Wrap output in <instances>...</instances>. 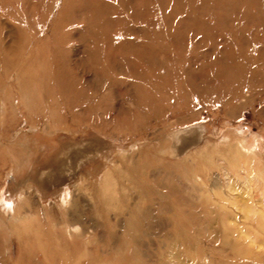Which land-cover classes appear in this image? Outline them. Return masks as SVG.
Returning <instances> with one entry per match:
<instances>
[{"label": "rangeland", "instance_id": "374dc122", "mask_svg": "<svg viewBox=\"0 0 264 264\" xmlns=\"http://www.w3.org/2000/svg\"><path fill=\"white\" fill-rule=\"evenodd\" d=\"M113 163L116 209L96 194ZM257 172L264 0H0V264H228L224 232L251 261L264 254L247 213L264 211ZM80 176L89 227L70 239L58 195ZM228 180L236 215L207 194ZM28 189L36 232L10 220Z\"/></svg>", "mask_w": 264, "mask_h": 264}, {"label": "bare ground", "instance_id": "6f19581e", "mask_svg": "<svg viewBox=\"0 0 264 264\" xmlns=\"http://www.w3.org/2000/svg\"><path fill=\"white\" fill-rule=\"evenodd\" d=\"M210 150H211L210 148H207L205 152H202V153L196 152L195 154L196 155H203L204 157H210L212 155ZM168 154L172 155V156H176V150L172 145L168 149ZM111 166H113V168H114L113 170H110L109 168H105L102 171V173L99 175V181L96 183V187H97L96 194H98V197H99L101 203L103 204V206L109 207L110 209H116L121 205L120 200H119V194L124 192V191H123V186L120 185L119 181H117L115 179L113 171L115 170V172L118 174L119 177H124L125 175L117 163L116 164L113 163V165H111ZM206 167L208 168V171H210L209 166H206ZM237 173H239V172H237ZM239 174H237L238 177H239ZM7 175L9 176L10 173H8ZM246 180L247 181H253V182H254V180L256 182H260V180H261L264 183V177L261 175V173H258V172L255 175H253L252 177L251 176L247 177ZM200 181H201L200 176L198 174H195L193 176V182L197 183ZM91 185H92L91 182H89L87 179H84L83 177L80 176V184L73 186V189L71 190V192L68 189H64L58 195L59 202H60L58 206L61 207V209L65 212V214L63 215V219H62L63 223L60 226V228L63 230V234L67 238L71 239V238H74V236L83 235L88 230V227H89L88 223H87L88 219H87V217H85L86 211L85 210L83 211L81 209V207H79V206H83V204L81 202H83V200H85V198L79 199V197L81 194H83V195H85L84 197L87 198V196L84 192L87 189H89L91 187ZM207 186H208L207 194L212 195V194H214V191H216V194H215L216 197L219 199V201L222 202L221 204L219 203L220 210L222 212L224 211L227 214L236 215V214H234L235 210L237 209L235 207L236 200H235V197L232 195V193H230L231 191L236 190L232 186V183L229 180H228V182H226L225 188L228 189V192L223 190V188L217 186L216 183H212V184H209ZM39 197L40 196L37 193V191H34L33 189H28L25 192L18 195L17 199L15 200L14 206H13V213L10 216V220L18 223L19 221L28 220V218H31L30 223L33 224V227H35V229H36L35 230L33 228L34 231L35 232L38 231L37 230V229H39L38 228L39 225L37 222L38 220L36 219L35 215H33L34 214L33 208L38 206L37 202L38 201L40 202ZM88 197H89V195H88ZM78 200H80V201H78ZM87 205H85L83 207H86ZM247 213H248V216L252 213H255L256 217H257L258 224H260V225L264 224V211L263 210H254L253 208H248ZM31 224H30V226H31ZM50 224H51L52 228H56L60 223H56V222L51 221ZM237 229H238L237 227L234 228L235 231ZM228 234H229L228 232L223 233V236H222L221 242H220L222 245H221V248L219 251L220 256L224 260L233 262V263L228 262V264H264V254H262V253H258V255L255 256L256 258L254 257L255 259H252V260H256L254 262L252 260L250 261V260L238 259L237 256H239V255L236 251L237 250L236 249L237 244L234 241L231 242L230 240H228V238H227ZM235 259H236V261H235ZM224 262L225 261H223V263Z\"/></svg>", "mask_w": 264, "mask_h": 264}]
</instances>
